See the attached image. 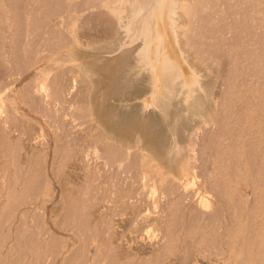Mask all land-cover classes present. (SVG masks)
Segmentation results:
<instances>
[{
	"label": "rangeland",
	"instance_id": "1",
	"mask_svg": "<svg viewBox=\"0 0 264 264\" xmlns=\"http://www.w3.org/2000/svg\"><path fill=\"white\" fill-rule=\"evenodd\" d=\"M215 1L227 0L194 1L184 48L172 39L187 82L201 79L193 98L145 111L151 87L125 76L128 64L112 61L120 53L70 47L65 17L37 62L29 42L38 39L25 34L34 18L22 0H0V264H264V37L246 38L235 5L224 4L231 14L217 4L244 37L228 20L227 35L226 18L209 12ZM54 4L42 6L43 22L62 9ZM70 66L80 76L63 97ZM181 146L178 158L171 149Z\"/></svg>",
	"mask_w": 264,
	"mask_h": 264
},
{
	"label": "bare ground",
	"instance_id": "2",
	"mask_svg": "<svg viewBox=\"0 0 264 264\" xmlns=\"http://www.w3.org/2000/svg\"><path fill=\"white\" fill-rule=\"evenodd\" d=\"M2 1V0H1ZM24 2L23 4V11H26L25 13L23 12V15H28L30 18H34L33 22L31 24H28L26 27V36L28 37L27 41H31L32 38L34 39V37H36V40L34 39V42L31 41L29 42V44L31 45L30 48V52L32 55H36V60L37 62L43 60L47 55H43L41 53L37 54L38 50L40 52V46H41V50L45 48L48 50L50 48H48V44L46 43V36L50 35V38L52 39L55 35L59 34L60 35L64 32L65 30L62 29V25L64 24V18L67 17L69 20H71V22H73L74 26L70 27L68 29V35L71 39L70 42V47L73 48H77V49H87L89 47H94L97 49H107L106 51L108 52H118L120 53L117 54L118 57L116 58H112L113 62H118V60L123 61V65H126V63L128 64L127 69H124V71L126 72L125 76H129L132 77V79H137L139 81H144L143 79H146L147 82L149 83L150 87H151V94L149 96V98L145 99L143 101V103L141 104L142 107H149L150 106H157L159 105L160 101H168L171 102V100H173L175 97H180L181 93H183L182 96V101H188V99H190L192 97V93L196 90L194 88L195 85L200 84V80L197 77V73L194 75V79L193 81L189 84L187 82L186 79V73L184 72V70H182V66H181V62L176 59V57H174L173 54H171L173 45H172V39L177 40L176 43L178 44L177 46H179L180 43H183L182 41H185V37L186 34H188L189 32H191V30L194 27H191V25L194 23L193 20H190V16L192 15V11L195 8L194 6V1L195 0H97L94 3H91L95 0H59L58 3L54 1L50 2L49 0H22ZM57 1V0H56ZM234 1L235 4H232ZM205 2V1H203ZM221 2V1H220ZM224 2V1H223ZM228 2V3H226ZM232 2V3H231ZM15 4V2H13ZM201 3V2H200ZM47 4H54V5H61L62 9L56 10V11H50V15L47 17L46 21L43 22V16H44V9L42 8V6H46ZM198 4V3H196ZM211 4H214L212 6V11L210 10L209 12H213L212 16H215L214 13L217 15H220V13H222L221 8L225 5L224 4H229L230 6H233V9L236 8V12H238V15L241 14V18L243 19L242 21L240 20L241 18L237 15V13H235L234 18H231L230 21L236 19L237 17H235L236 15L238 16V18L235 21V24L237 25L234 26V22L232 21L231 23L233 27H237L240 31L246 30L247 28V32L251 30V33H247L245 31V36L246 38L252 35H257L260 34V37L262 35V38L264 37V34H261L259 32H261L260 30L263 31V21H264V0H227L225 1L223 4L221 3L219 5V1L218 2H211ZM220 6V10L218 11L217 7L215 6L217 5ZM222 5V7H221ZM227 5V7H225L226 9L229 8ZM18 6V5H17ZM21 6V5H19ZM50 6V5H49ZM81 6V7H80ZM84 6V7H82ZM22 7V6H21ZM52 7V6H51ZM202 7V5H201ZM206 7V6H205ZM12 8V7H11ZM28 8V9H26ZM54 8V7H53ZM200 8V7H199ZM209 8V7H208ZM214 8V9H213ZM57 9V8H56ZM225 9V10H226ZM232 9V7L229 8V10H231V14L234 11ZM3 10V9H2ZM207 9V14L209 15L210 13H208ZM233 10V11H232ZM19 11V10H18ZM49 11V10H48ZM12 12V11H11ZM46 12V11H45ZM194 12V11H193ZM205 12V14H206ZM217 12V13H216ZM226 12L225 16L223 14H221L219 16V20L221 21V19H223L224 17L226 18V16L229 19V14L230 13ZM9 13V11H8ZM191 14V15H190ZM196 14V13H195ZM204 14V13H202ZM234 14V12H233ZM197 15V14H196ZM204 17L205 20L208 21L209 19V23L208 26H206V30H208L211 34V37H213V33H214V39H217L220 37L221 40H223L224 38L221 37V35L219 36V34H215L218 33L220 31L222 26L224 25L227 26V31L225 30V33L227 32V35L229 34V30L231 26V23L229 22V20L226 18V24L223 23V25H221V23L219 22L218 19H216L218 21V25L216 24V20L213 19V17H211V15L209 16L210 18H207V16ZM217 15V17H218ZM12 16V15H11ZM76 16L79 17H85L81 18L84 19L82 20L81 23H79V20ZM193 16V15H192ZM25 18V17H24ZM198 18V17H196ZM202 18V17H201ZM212 18V19H211ZM221 18V19H220ZM224 18V20H225ZM248 18H250L251 20H257L254 22V24L251 22L250 24L253 27H250L251 25L249 24ZM94 19V20H93ZM211 19V20H210ZM203 20V19H202ZM218 26V29L216 25L215 28L214 26L212 27L210 24L213 25V23H211V21ZM228 20V22H227ZM204 21V20H203ZM258 21L260 23H263L260 25V23H258ZM21 22V21H20ZM222 22V21H221ZM237 22V23H236ZM248 22V23H247ZM91 23V24H90ZM207 23V22H206ZM230 24L228 26V24ZM260 25V28L258 25ZM7 24V23H6ZM10 24V22H9ZM68 26V21L67 23ZM248 24V25H247ZM2 25V24H1ZM198 25V24H197ZM196 25V26H197ZM201 25V24H200ZM219 25H220V29H219ZM65 27V25H63ZM86 27L84 28V32L79 31V27ZM240 26V27H239ZM249 29H248V27ZM261 26H263L261 28ZM25 27V28H26ZM63 27V28H64ZM256 27L257 29L259 28V30L256 31ZM3 28V27H1ZM67 28V27H66ZM192 28V29H191ZM199 28V27H198ZM237 28H232V30L234 31L236 29V31L238 30ZM253 28V29H252ZM197 30V29H196ZM222 30V29H221ZM231 30V29H230ZM231 30V35L233 34L235 36V32L233 33V31ZM239 30L237 32H239ZM253 30L255 31V33L253 34ZM14 31V30H13ZM216 31V32H215ZM224 31V30H223ZM229 31V32H228ZM4 32V30H3ZM25 32V31H24ZM67 32V31H66ZM199 32V31H198ZM205 32V31H203ZM193 33V31H192ZM264 33V31H263ZM30 34L32 35V37H29ZM33 34H35L33 36ZM126 34L127 37L129 38L130 42H129V46L125 47V45H127L128 43L124 42V37L123 35ZM207 34V33H206ZM205 34V35H206ZM209 34V33H208ZM222 34V31L221 33ZM224 34V33H223ZM222 34V35H223ZM238 34V33H237ZM236 34V37L238 36ZM248 34V35H246ZM251 34V35H250ZM13 35V34H12ZM17 35V34H16ZM38 35V36H36ZM218 35V36H217ZM225 35V34H224ZM239 37L241 38L244 37L243 35L240 34L239 32ZM201 36V35H200ZM226 36V35H225ZM26 37V38H27ZM83 37L87 38V40L83 39ZM202 37V36H201ZM216 37V38H215ZM238 37V39H239ZM254 37V36H253ZM259 37L258 35L256 36V38ZM259 37V38H260ZM55 38V37H54ZM59 38V37H58ZM57 38V39H58ZM63 38H68V36L63 37ZM69 39V38H68ZM209 39V38H208ZM250 39V37H249ZM248 39V40H249ZM205 40V39H204ZM37 41H39L38 43H36ZM56 41V40H55ZM59 41V40H58ZM61 41V40H60ZM238 41V40H237ZM57 42V41H56ZM63 42V40H62ZM67 42V41H64ZM175 42V41H174ZM218 42V41H216ZM215 42V43H216ZM221 42V41H220ZM253 42V40H252ZM35 43V44H34ZM49 43V42H48ZM69 43V42H68ZM204 43V42H201ZM209 43V42H205V45ZM214 43V42H213ZM209 44V48L212 47V44ZM225 43V42H224ZM23 44V43H22ZM59 44V42H58ZM61 44V43H60ZM184 44L186 45V41L183 43L182 47L184 48ZM189 44V43H188ZM228 44V42H227ZM247 44V43H246ZM176 45V44H175ZM198 45V44H196ZM202 45V44H201ZM215 44H213V47ZM234 45V44H233ZM237 45V44H236ZM254 45V44H253ZM56 47H58L57 45H55ZM69 45H65L64 47H68ZM221 46V45H220ZM225 46V45H224ZM260 46V44H259ZM125 47V48H124ZM247 47V46H246ZM178 48V47H177ZM181 48V47H180ZM182 48V50H183ZM205 48V47H204ZM252 48V47H251ZM258 48V47H257ZM52 48H50L48 50V52H50ZM93 49V48H92ZM211 49V48H210ZM217 49V48H216ZM215 49V50H216ZM264 49V48H263ZM54 50V47H53ZM96 50V49H95ZM120 50V52H119ZM186 50V46L185 49ZM213 50V48H212ZM220 50V49H219ZM237 50V49H236ZM262 50V48H261ZM260 50V51H261ZM28 51V50H27ZM105 51V50H104ZM181 51V50H180ZM204 51V50H203ZM217 51V50H216ZM245 51V50H244ZM247 51V50H246ZM252 51V50H251ZM256 51V50H255ZM198 52V51H197ZM105 53V52H104ZM182 53V52H181ZM30 54V55H31ZM184 54V53H183ZM180 56V55H179ZM251 56V55H250ZM104 57V56H103ZM181 57V56H180ZM185 57V55H184ZM95 58V57H94ZM186 58V57H185ZM213 58V57H212ZM211 58V59H212ZM63 59V58H62ZM65 60V59H64ZM68 60V59H67ZM71 60V59H69ZM95 60V59H94ZM93 60V61H94ZM182 60V57H181ZM186 60V59H185ZM190 60V59H189ZM130 61V62H129ZM92 62V61H91ZM105 62V61H104ZM187 62V61H186ZM220 62V61H219ZM27 63V62H26ZM25 63V64H26ZM29 63V62H28ZM90 63V62H89ZM88 63V64H89ZM183 63V61H182ZM185 63V62H184ZM250 63V62H249ZM93 64V63H92ZM91 64V65H92ZM119 65V63H118ZM102 66V65H101ZM109 66V65H108ZM107 66V67H108ZM116 66V65H115ZM114 66V67H115ZM104 67V66H103ZM106 67V66H105ZM117 67V66H116ZM122 67V65H121ZM124 67V68H125ZM240 67V66H239ZM72 66H70L69 69H71ZM210 68V67H209ZM68 69V68H67ZM119 69V68H118ZM192 69V68H191ZM194 69V68H193ZM73 69H71L70 71H72ZM79 70V69H78ZM78 70H73L74 72L71 73L70 77H64L63 81H60V94L63 95V97L66 95L67 89L68 87L71 85V88H74V86H76V82L78 83L79 80V71ZM81 70V69H80ZM87 70V69H86ZM122 70V69H121ZM69 71V70H68ZM66 73H69V72ZM85 71V70H84ZM123 71V70H122ZM206 71V70H205ZM239 71V70H238ZM101 72V71H100ZM104 72V71H102ZM195 72V71H194ZM197 72V71H196ZM65 73V75H66ZM98 73V72H97ZM87 74V73H86ZM199 74V73H198ZM89 75V74H88ZM121 75V74H120ZM210 75V74H209ZM37 76V75H36ZM48 76V75H47ZM108 76V75H107ZM114 76V75H113ZM124 76V77H125ZM244 76V75H243ZM91 77V76H90ZM116 77V76H115ZM123 77V78H124ZM102 78V77H101ZM128 78V77H127ZM37 79V78H36ZM41 79V78H40ZM48 79V78H47ZM94 79V78H93ZM38 80V79H37ZM44 81L46 80L45 78L43 79ZM52 80V79H51ZM97 80V79H96ZM107 80V79H106ZM112 80V79H110ZM209 80V79H208ZM244 80V79H243ZM48 81V80H47ZM100 82V81H99ZM111 82V81H110ZM83 83V82H82ZM90 83V82H89ZM140 83V82H139ZM111 84V83H110ZM138 84V83H137ZM136 84V85H137ZM2 85V84H1ZM37 85V84H36ZM39 85V84H38ZM37 85V86H38ZM143 85V84H141ZM245 86V84H244ZM84 87V86H83ZM149 87V86H148ZM185 87L188 89V91L185 90ZM199 87V86H198ZM197 87V88H198ZM46 86L45 83H43V81L40 84V87L35 91H37V93H42L44 90H46ZM103 88V87H102ZM112 88V87H111ZM50 89V88H49ZM74 89H72L74 91ZM94 89V88H87V93H90V90ZM105 90V89H104ZM199 90V89H198ZM4 91V90H2ZM92 91V90H91ZM110 91V90H109ZM135 91V90H134ZM59 92V91H58ZM71 92V91H70ZM141 92V91H140ZM81 93V92H80ZM86 93V94H87ZM95 94V93H94ZM52 95V94H51ZM92 95V94H91ZM101 95V94H100ZM104 95V94H103ZM116 95V94H115ZM194 95V94H193ZM84 96V95H83ZM85 97V96H84ZM90 97V96H89ZM88 97V98H89ZM95 97V96H93ZM110 97V96H109ZM8 97H0V103H2L3 100L7 99ZM117 98V97H115ZM193 98V97H192ZM198 98V97H197ZM200 98V97H199ZM212 98V97H211ZM57 99V98H56ZM60 99V98H59ZM107 99V98H106ZM202 99V98H201ZM206 99V98H204ZM115 100V99H114ZM96 101V100H95ZM105 101V100H104ZM174 101V100H173ZM180 101V100H179ZM191 101V100H189ZM113 103V102H112ZM185 103V102H184ZM192 103V102H191ZM5 104V103H3ZM91 104V103H90ZM103 104V103H101ZM172 104V102H171ZM114 105V104H113ZM183 105V104H182ZM188 105V104H187ZM97 106V105H96ZM102 106V105H101ZM195 106V105H194ZM227 106V105H226ZM92 107V106H90ZM116 107V105H115ZM170 107V106H169ZM205 107V106H204ZM1 108V107H0ZM3 108V106H2ZM5 108V107H4ZM93 108V107H92ZM96 108V107H95ZM151 108V107H150ZM186 108V107H185ZM192 108V107H191ZM103 109V108H102ZM220 109V108H219ZM99 110V109H98ZM97 110V111H98ZM145 110V108H144ZM194 110V109H193ZM192 110V111H193ZM9 111V110H8ZM146 111V110H145ZM158 112V111H157ZM1 113H4L1 112ZM0 113V114H1ZM117 113V112H116ZM187 113V112H186ZM119 114V113H118ZM197 114V113H196ZM4 115V114H3ZM110 115V114H109ZM105 118V117H104ZM89 119V118H88ZM183 119V118H182ZM178 120V119H177ZM105 122V121H104ZM197 122V121H196ZM7 123V122H6ZM102 123V122H101ZM211 123V122H210ZM206 124V123H205ZM208 125V124H207ZM177 128V127H176ZM183 131V130H182ZM108 132V131H107ZM34 138V137H33ZM174 141V140H173ZM172 144V143H171ZM189 145H194V142L192 144ZM185 146V145H184ZM175 147L179 148L178 145H175ZM190 146V149H192ZM195 147V146H194ZM176 148V149H177ZM181 148H183L182 146L180 147V150H176L174 147L173 151H175V153L177 152V157L181 158L184 154H183V150L181 151ZM175 149V150H174ZM186 149V148H184ZM194 149V148H193ZM179 151V153H178ZM169 152V151H168ZM262 152V151H261ZM261 154V153H260ZM108 155V154H107ZM172 155V154H171ZM80 157V156H79ZM82 157V156H81ZM184 158V157H183ZM80 159V158H79ZM190 160V159H189ZM192 160V158H191ZM114 161V160H112ZM111 161V162H112ZM183 161V160H182ZM259 162V161H258ZM114 163V162H113ZM186 165V164H185ZM193 168V167H192ZM255 168V167H254ZM183 169V167H182ZM195 176V175H194ZM197 176V175H196ZM145 177V175H144ZM192 177V176H191ZM207 177V176H206ZM190 178V177H189ZM194 178V177H193ZM196 178V177H195ZM192 179L193 180H195ZM181 180V178H179ZM148 180V179H147ZM179 180V181H180ZM186 180V179H185ZM190 180V179H189ZM191 181V182H192ZM196 181V180H195ZM198 181V180H197ZM182 182H184L182 180ZM187 182V181H186ZM185 182V183H186ZM181 183V182H179ZM184 183V184H185ZM182 184V183H181ZM184 184L182 186H184ZM188 184V183H187ZM192 186L186 185L187 189L193 187V184H195V182L193 181V183H191ZM145 185V184H144ZM196 185V184H195ZM194 185V186H195ZM181 187V185H179ZM179 187V188H180ZM185 187V186H184ZM185 187V188H186ZM178 189V188H177ZM185 190V189H184ZM149 191V190H148ZM171 191V190H170ZM177 191V190H176ZM179 192V191H178ZM209 192V191H207ZM176 193V192H175ZM103 197V196H102ZM170 197V196H169ZM218 197V196H217ZM248 199V198H247ZM204 200V199H203ZM206 201V200H205ZM222 202V201H221ZM244 202V201H243ZM208 204V203H207ZM209 205V204H208ZM202 206V205H201ZM238 209V208H237ZM218 214V213H217ZM143 216V215H142ZM144 218V217H143ZM233 221V220H232ZM108 224V223H107ZM231 225V224H230ZM139 227V226H138ZM205 227V226H204ZM213 227V226H212ZM199 239V238H198ZM134 247V246H133ZM146 253V252H145ZM119 256V255H118Z\"/></svg>",
	"mask_w": 264,
	"mask_h": 264
}]
</instances>
